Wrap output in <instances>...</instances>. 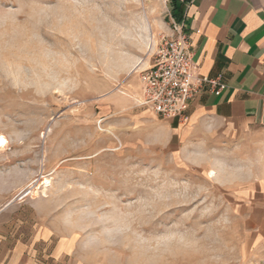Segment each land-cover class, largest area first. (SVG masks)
<instances>
[{
  "label": "rangeland",
  "instance_id": "374dc122",
  "mask_svg": "<svg viewBox=\"0 0 264 264\" xmlns=\"http://www.w3.org/2000/svg\"><path fill=\"white\" fill-rule=\"evenodd\" d=\"M171 20L163 0H0V202L66 264H264V125L176 133L138 105L127 68Z\"/></svg>",
  "mask_w": 264,
  "mask_h": 264
},
{
  "label": "crops",
  "instance_id": "0c3cea01",
  "mask_svg": "<svg viewBox=\"0 0 264 264\" xmlns=\"http://www.w3.org/2000/svg\"><path fill=\"white\" fill-rule=\"evenodd\" d=\"M183 7L197 73L220 77L226 87L219 93L205 90L191 101L183 122L144 107L176 133L196 125H264V0H185ZM158 26L166 34L156 39L152 33L150 50L144 37V56H136L127 68L138 73L139 97L141 71L152 64L161 37L172 34L160 21ZM0 204V264H66L59 258L61 243L54 244L41 216L21 213L16 220L13 201Z\"/></svg>",
  "mask_w": 264,
  "mask_h": 264
},
{
  "label": "built area",
  "instance_id": "2783aa9c",
  "mask_svg": "<svg viewBox=\"0 0 264 264\" xmlns=\"http://www.w3.org/2000/svg\"><path fill=\"white\" fill-rule=\"evenodd\" d=\"M169 28L172 34L161 37L152 64L141 71L142 93L137 101L161 118L183 122L191 101L205 90L219 93L226 84L220 77L197 73L185 18L172 17Z\"/></svg>",
  "mask_w": 264,
  "mask_h": 264
},
{
  "label": "trees",
  "instance_id": "16d2710c",
  "mask_svg": "<svg viewBox=\"0 0 264 264\" xmlns=\"http://www.w3.org/2000/svg\"><path fill=\"white\" fill-rule=\"evenodd\" d=\"M184 1L169 0V8L172 13V17L177 21H181L184 19V16H183L184 14L183 2Z\"/></svg>",
  "mask_w": 264,
  "mask_h": 264
},
{
  "label": "bare ground",
  "instance_id": "6f19581e",
  "mask_svg": "<svg viewBox=\"0 0 264 264\" xmlns=\"http://www.w3.org/2000/svg\"><path fill=\"white\" fill-rule=\"evenodd\" d=\"M165 2V0H163ZM152 38H150L149 44H148V50L152 49ZM141 64V62H140ZM8 144V139L3 134H0V149L4 148ZM50 183V180L48 178H44V181L42 182L43 185H48ZM35 188L32 190H29L28 194H34ZM36 194V193H35Z\"/></svg>",
  "mask_w": 264,
  "mask_h": 264
}]
</instances>
